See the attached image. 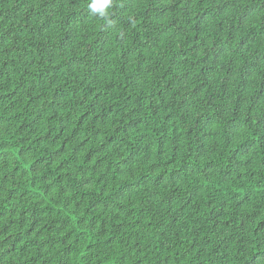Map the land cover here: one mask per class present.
<instances>
[{
    "label": "trees",
    "instance_id": "obj_1",
    "mask_svg": "<svg viewBox=\"0 0 264 264\" xmlns=\"http://www.w3.org/2000/svg\"><path fill=\"white\" fill-rule=\"evenodd\" d=\"M0 0V264H264V0Z\"/></svg>",
    "mask_w": 264,
    "mask_h": 264
},
{
    "label": "clouds",
    "instance_id": "obj_2",
    "mask_svg": "<svg viewBox=\"0 0 264 264\" xmlns=\"http://www.w3.org/2000/svg\"><path fill=\"white\" fill-rule=\"evenodd\" d=\"M99 5H102V7ZM112 5L113 0H89L87 7L92 11L93 14L99 13L101 17H107Z\"/></svg>",
    "mask_w": 264,
    "mask_h": 264
},
{
    "label": "snow or ice",
    "instance_id": "obj_3",
    "mask_svg": "<svg viewBox=\"0 0 264 264\" xmlns=\"http://www.w3.org/2000/svg\"><path fill=\"white\" fill-rule=\"evenodd\" d=\"M100 7H102V5H99Z\"/></svg>",
    "mask_w": 264,
    "mask_h": 264
}]
</instances>
